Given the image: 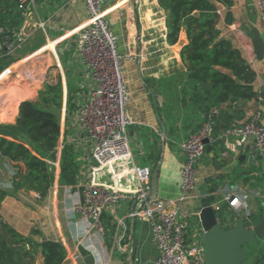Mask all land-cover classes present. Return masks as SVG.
Listing matches in <instances>:
<instances>
[{"label":"crops","instance_id":"1","mask_svg":"<svg viewBox=\"0 0 264 264\" xmlns=\"http://www.w3.org/2000/svg\"><path fill=\"white\" fill-rule=\"evenodd\" d=\"M104 10L120 52L134 58L123 67L133 158L101 166L87 160L92 152L90 145H72L78 125L77 103L94 89L84 60L76 50V35L87 25L89 12L86 5L68 0H31L29 16L23 18L20 26L24 43L11 50L2 49L0 42V125H15L21 103L37 102L43 92L35 93L36 88H32L39 76L34 77L36 82L28 78L21 89L18 84L25 78L17 75L18 82H9L6 74L31 58H41L45 73L56 69L60 75L57 81L46 80V74L41 77L46 84L44 92L55 89L50 99L57 98L59 103L57 107L52 103L50 108L59 115L61 126L55 180L44 200L24 191L8 196L1 206L2 219L24 238L34 239L36 264L44 263L38 246L44 240L63 245L66 252L63 264H154L159 250L153 243L150 225L130 217L131 203L112 208L104 215L108 232L104 239L89 240L82 236L74 209L90 177L112 190L130 192L137 186L132 166H139L146 170L151 187L157 173L156 199L163 203L165 211H176L187 224V242L203 249L206 264H264V236L254 232L264 217V155L255 156L253 142L226 157L222 142L211 146L197 167V189L186 198L180 192L184 162L181 144L205 121L203 109L219 110L217 126L221 134L246 123L258 112L264 123V104L247 100L218 106L217 101L203 92L200 99H192L198 94L186 89L187 72L181 57L188 44L186 29L182 28L177 43L169 42V13L158 0H112L105 4ZM230 11L233 22L228 24V11L219 6L216 26L219 39L230 41L241 52L256 74L253 87L257 92L264 84V20L258 0H234ZM260 45L262 55L258 53ZM56 90L60 92L57 94ZM66 147L73 148L78 167L74 186L60 183L61 156ZM241 156H245L243 161ZM13 174L8 162H0L1 180L10 181ZM227 187L259 194L248 198L250 217L222 204L223 219L217 228L206 232L200 220L201 192L206 189L209 198L213 192ZM220 201L222 196L212 204ZM240 222L244 224L242 230L238 229ZM34 230L40 235L35 236Z\"/></svg>","mask_w":264,"mask_h":264},{"label":"built area","instance_id":"2","mask_svg":"<svg viewBox=\"0 0 264 264\" xmlns=\"http://www.w3.org/2000/svg\"><path fill=\"white\" fill-rule=\"evenodd\" d=\"M109 1L112 0H68L72 4L84 3L89 12L87 25L76 35V50L84 60L87 75L94 82L93 91L77 103L78 125L72 145H90L92 152L87 160L101 166L133 158L128 135L132 122L126 111L128 88L123 67L126 61L134 58L119 50L117 37L110 28L104 10ZM30 2L20 0L18 10L23 18L29 16ZM258 8L264 20V0H258ZM0 33H4V30L0 29ZM24 41L21 29H15L8 48L15 49ZM254 100L264 104V84L256 92ZM218 117L219 110H211L202 127L181 144L184 156L180 172L182 198L197 189V167L207 153L206 141L210 146L222 142L224 157L230 153H239L249 142L254 143L255 156L264 155V123L260 112L246 123L216 135ZM132 167L137 186L130 192L112 190L96 182L93 177L86 181L82 199L74 207L82 236L89 240L93 237L106 238L108 232L104 225V215L112 208L131 203L130 217L150 225L153 243L159 250L154 264H206L203 249L187 242V224L179 218L178 213L165 211L160 200L150 199L152 187L146 180V170L139 166ZM0 188L11 189L12 184L0 179ZM251 193L247 194L238 187H227L212 193L215 199L222 196V201L212 206L215 211H223L222 204H227L239 212H246L249 218L248 198L259 196L258 193Z\"/></svg>","mask_w":264,"mask_h":264},{"label":"trees","instance_id":"3","mask_svg":"<svg viewBox=\"0 0 264 264\" xmlns=\"http://www.w3.org/2000/svg\"><path fill=\"white\" fill-rule=\"evenodd\" d=\"M19 3L20 0H0V29L4 30L0 33L2 49L8 47L12 31L20 28L23 22ZM158 3L169 13L170 43H177L182 28L186 29L188 44L182 49L181 57L187 72L186 89L198 94L192 99H200L199 94L203 92L217 101L218 106L229 101L254 100L256 74L230 41L219 39L216 27L219 6L228 11L227 23L233 22L230 10L234 0H158ZM53 91L55 89L50 88L42 92L37 102H22L15 125H0V162H8L14 170L10 179L12 188H0V210L4 200L16 192L33 193L44 200L53 187L55 168L51 163L57 161L61 131L59 115L54 109L50 110L52 103L56 104L54 107L59 105L57 98L50 99ZM203 110L206 116L210 112L208 107ZM215 133L219 134L217 125ZM218 144L220 142L215 145ZM74 155L71 147L62 152V185L77 183ZM209 200L212 201V197ZM33 234L40 235V232L34 230ZM35 244L33 238H24L4 222L0 213V264H36ZM38 246L43 264L64 263L66 252L61 243L44 240Z\"/></svg>","mask_w":264,"mask_h":264},{"label":"water","instance_id":"4","mask_svg":"<svg viewBox=\"0 0 264 264\" xmlns=\"http://www.w3.org/2000/svg\"><path fill=\"white\" fill-rule=\"evenodd\" d=\"M261 45L258 48L259 55L261 54ZM261 57V56H260ZM206 144L208 145L207 150L211 149V146L206 141ZM245 156H241V161L244 159ZM201 211H200V220L202 223V227L206 232L212 231L215 228H217L220 224V220L223 214V211H215L212 202L215 200L214 197H212V201L208 198V192L206 189H203L201 192ZM157 198V173L153 177L152 181V192L150 195L151 200H155ZM244 227L243 222H240V225L238 227L239 230H242ZM254 232L257 236L263 237L264 236V217L261 220V222L256 226ZM252 234V233H251ZM35 240H38V237H35ZM206 262V258H205Z\"/></svg>","mask_w":264,"mask_h":264},{"label":"rangeland","instance_id":"5","mask_svg":"<svg viewBox=\"0 0 264 264\" xmlns=\"http://www.w3.org/2000/svg\"><path fill=\"white\" fill-rule=\"evenodd\" d=\"M82 4H84V3H82ZM86 8H87V6H86ZM43 65H44V63L41 60V58H36V59L31 58V59H28V60L20 63V65H18L16 67V69L12 71L13 73L9 72L8 74H6V76H9V78H10L9 82H12V81L16 82L18 76L20 79L25 78V79H22V80H24V82L21 81V83L18 84L21 87V89H23V87H25L24 83H26L28 81V78H30V80L35 81L36 79L34 77L39 76L38 79L36 80L37 82L35 81L36 86L34 85V86H32V88L33 87L36 88L35 93H36V91L40 92V90H42L44 92V91H46V89H45L46 84L42 81L41 77H43L46 74V80H47V78H49L50 80H56L57 81L59 79L60 75H59L58 71H56V69L52 70L51 72L48 71L47 73H45L46 69L45 68L43 69ZM11 74H16V75H11ZM20 79H19V82H20ZM46 80H45V82H46ZM6 85L8 86L9 84H6ZM51 165L53 167H55L54 163H51ZM222 219H223V216H222Z\"/></svg>","mask_w":264,"mask_h":264}]
</instances>
